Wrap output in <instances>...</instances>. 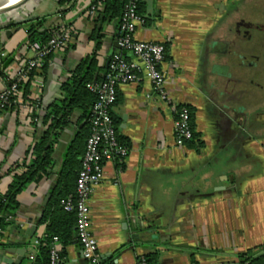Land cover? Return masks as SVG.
<instances>
[{"label":"crops","instance_id":"obj_1","mask_svg":"<svg viewBox=\"0 0 264 264\" xmlns=\"http://www.w3.org/2000/svg\"><path fill=\"white\" fill-rule=\"evenodd\" d=\"M95 1L25 0L0 12V51L5 53L0 90L34 57L29 22L44 18L43 28L73 29L67 47L52 53L46 71L39 67L33 74L27 96L19 90L15 108L0 113L2 194L11 181L9 169L46 130L43 117L63 98L62 85L77 65L96 52L97 74H103L110 56L119 51V18L97 20L88 12ZM249 1H141L144 23L135 37L167 44L161 68L170 100L163 101L146 78L117 87L111 112L128 155L103 163L102 179L90 199V228L101 262L136 264L140 256L155 254L157 264H255L264 255V115L245 113L260 98L249 97L245 67H227L222 73L212 67L217 41L231 38L234 6ZM173 104L193 108L195 136L183 146L175 144ZM83 123L81 112L74 110L56 132L51 170L17 196L15 222L0 239V254L18 248L26 249L25 256L35 253L33 242L45 230L40 220L46 199ZM135 234L140 239H133ZM65 253L61 264H80L78 239Z\"/></svg>","mask_w":264,"mask_h":264},{"label":"built area","instance_id":"obj_2","mask_svg":"<svg viewBox=\"0 0 264 264\" xmlns=\"http://www.w3.org/2000/svg\"><path fill=\"white\" fill-rule=\"evenodd\" d=\"M123 2V9L118 24L117 45L119 51L114 52L108 61L107 69L100 81L87 83V88L96 95V101L90 110V133L86 139L82 164L78 172L75 188V201L71 198L62 201L66 211L75 210L77 236L81 245L83 258L92 264L100 262L97 251L98 241L90 228V199L95 186L103 176L102 165L105 161H123L128 155V148L119 142L111 109L116 103L117 87L120 84L136 83L142 78L148 79L159 97L163 101H169L166 88V72L161 64L166 57V49L163 43L140 40L135 37L136 29L144 23L138 12L140 0H119ZM104 0H96L88 8L91 15H99L102 12ZM73 34L70 26L54 30L48 41L41 45L34 42L30 44L34 51V57L25 61L16 77L8 86L0 90V106L10 107L18 93L19 83L27 79L28 72L41 67L45 57L49 53L62 50L67 47ZM131 54L135 59L126 58L122 53ZM5 53L0 51L1 59ZM175 112L173 131L175 144L183 146L193 139V132L189 123V110L185 106L172 105ZM0 113H2L0 111ZM4 232L0 229V239ZM38 240L33 242L37 247ZM61 243L57 237H53L51 244V264H59L58 251ZM33 257V253H29ZM136 264H147L144 256L137 259ZM264 264V258L261 262Z\"/></svg>","mask_w":264,"mask_h":264},{"label":"trees","instance_id":"obj_3","mask_svg":"<svg viewBox=\"0 0 264 264\" xmlns=\"http://www.w3.org/2000/svg\"><path fill=\"white\" fill-rule=\"evenodd\" d=\"M66 1L67 0H60V3L63 4ZM141 1L142 0H140L138 5L139 14ZM122 9V1L104 0L102 12L98 15L97 20L99 18H119L120 20ZM44 23V18L34 19L29 22L26 30L29 43L37 42L43 45L48 41L54 30L65 27L53 25L43 28ZM100 37L101 36H99V38ZM164 46L167 53L168 46L167 44H164ZM125 53L126 52H123L122 54L126 58H129L127 56L128 53ZM51 56L52 53H49L41 64V67H43L42 69L45 71ZM37 70L28 72L27 78L29 80L26 83H19L18 91L23 90L24 96H27L30 88V80ZM103 74H97L96 52L83 59L77 65L72 73L71 79L62 85L63 98L52 103L48 112L43 117V124L47 125L46 130L34 145L30 147L26 156L21 161H17L8 171L11 175V181L6 192L3 194L0 193V229L3 232L9 225L15 222L16 212L19 208V201L17 199L19 193L41 176L49 174L53 165L52 147L56 132L68 124L69 116L74 110H79L81 112L84 122L83 127L69 147L59 174L57 186L52 190L44 206V211L40 220V224L45 226L44 233L37 237L39 243L33 257H30V255L24 256L20 264H26L27 262L30 264H51V244L53 237H57L61 243V249L58 251V257L60 259L59 264H61L66 254V246L72 244L75 239H78L76 212L75 210L66 211L62 201H66L68 198H71L73 202L75 201L76 180L82 164L86 139L90 133V110L96 101V95L87 88V83L100 81L103 78ZM16 96L12 99L15 100ZM181 106H185L189 110V123L193 132V108L186 105ZM14 108L15 102H13L10 107L0 106V111H12ZM35 110L37 109L35 108L34 111ZM32 117L39 118V115L33 112ZM34 123H37V120H34ZM194 136L195 134L193 132V138ZM118 140L120 143H124V140L119 136ZM197 144L202 145L199 141ZM79 156H81V159ZM22 168L23 170H20ZM260 248L264 251V245ZM251 255L253 254L251 253ZM143 256L147 264L158 263L155 254ZM263 258L264 255L258 257V263L255 264H261ZM86 264L92 263L86 261ZM97 264L105 263L100 261Z\"/></svg>","mask_w":264,"mask_h":264},{"label":"flooded vegetation","instance_id":"obj_4","mask_svg":"<svg viewBox=\"0 0 264 264\" xmlns=\"http://www.w3.org/2000/svg\"><path fill=\"white\" fill-rule=\"evenodd\" d=\"M233 11L231 38L217 41L212 67L218 68L220 73L227 67H245L251 86L249 97L253 101L260 98V104L245 113L251 117L264 115V0H251L245 7L237 4ZM236 99L238 101V95ZM237 108L240 113L241 106Z\"/></svg>","mask_w":264,"mask_h":264},{"label":"water","instance_id":"obj_5","mask_svg":"<svg viewBox=\"0 0 264 264\" xmlns=\"http://www.w3.org/2000/svg\"><path fill=\"white\" fill-rule=\"evenodd\" d=\"M24 1L25 0H23L21 3H19L17 5H14L12 7L4 8L2 11L12 10V9L20 6ZM48 197H47V199H48ZM133 239L138 240V239H140V237L137 234H135V235H133ZM130 242H132V240H130ZM25 252H26V249L18 248V249H11V254L10 255H4V254L1 253L0 254V263H4V264H20L22 259L25 256ZM81 258L82 259H80L79 263L80 264H86V260L83 258V256H81Z\"/></svg>","mask_w":264,"mask_h":264},{"label":"bare ground","instance_id":"obj_6","mask_svg":"<svg viewBox=\"0 0 264 264\" xmlns=\"http://www.w3.org/2000/svg\"><path fill=\"white\" fill-rule=\"evenodd\" d=\"M23 0H0V11L4 8L12 7L21 3ZM23 9V8H22Z\"/></svg>","mask_w":264,"mask_h":264},{"label":"rangeland","instance_id":"obj_7","mask_svg":"<svg viewBox=\"0 0 264 264\" xmlns=\"http://www.w3.org/2000/svg\"><path fill=\"white\" fill-rule=\"evenodd\" d=\"M1 12V11H0ZM3 12V11H2Z\"/></svg>","mask_w":264,"mask_h":264}]
</instances>
